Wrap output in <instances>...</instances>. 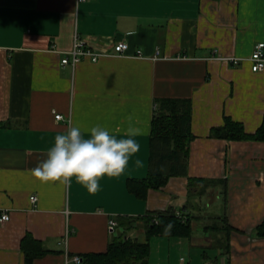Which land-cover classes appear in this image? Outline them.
<instances>
[{
	"label": "crops",
	"instance_id": "crops-1",
	"mask_svg": "<svg viewBox=\"0 0 264 264\" xmlns=\"http://www.w3.org/2000/svg\"><path fill=\"white\" fill-rule=\"evenodd\" d=\"M80 39L104 55L64 65ZM259 42L264 0H0V264H26V251L44 252L33 264H74L121 235L145 241L144 218L170 207L191 231L149 237L148 264H264V140L214 134L227 116L251 134L263 123ZM165 98L192 102L188 170L136 192ZM69 120L84 139L97 125L118 140L142 129L140 150L95 193L33 174Z\"/></svg>",
	"mask_w": 264,
	"mask_h": 264
},
{
	"label": "trees",
	"instance_id": "trees-1",
	"mask_svg": "<svg viewBox=\"0 0 264 264\" xmlns=\"http://www.w3.org/2000/svg\"><path fill=\"white\" fill-rule=\"evenodd\" d=\"M158 108L152 121L151 166L146 178L131 183L132 190L144 193L149 188H160L169 177L185 174L188 170L189 144L193 139L191 128L192 102L190 99L165 98L157 101ZM220 138L231 140H264V120L256 133L246 132L244 124L227 116L225 124L214 129ZM178 215L175 208L156 211L145 219L147 239H126L124 235L113 239L105 252L80 255L81 264H148L151 236L188 235L189 220ZM135 222H132V224ZM171 225L166 234V229ZM44 254L26 251V264H33L37 256Z\"/></svg>",
	"mask_w": 264,
	"mask_h": 264
},
{
	"label": "clouds",
	"instance_id": "clouds-1",
	"mask_svg": "<svg viewBox=\"0 0 264 264\" xmlns=\"http://www.w3.org/2000/svg\"><path fill=\"white\" fill-rule=\"evenodd\" d=\"M67 123L66 134L55 137V144L48 151L47 159L32 170L41 181H60L70 186L71 178L75 177L77 183L86 187L89 193H95L99 190L101 177L120 175L128 165L129 157L140 150V144L133 137L142 135V129L131 124L125 132L128 138L118 140L99 125L90 129V138L84 139L79 127L74 126L71 120ZM136 163L139 165L140 161ZM110 224L114 226L115 222L111 221ZM170 228L171 225L166 229V234ZM65 264H68L67 258Z\"/></svg>",
	"mask_w": 264,
	"mask_h": 264
},
{
	"label": "built area",
	"instance_id": "built-area-1",
	"mask_svg": "<svg viewBox=\"0 0 264 264\" xmlns=\"http://www.w3.org/2000/svg\"><path fill=\"white\" fill-rule=\"evenodd\" d=\"M79 1H86V0H79ZM129 48L128 43L126 42H119L115 46V52L116 54H124L127 49ZM104 55L103 52H97L93 51L89 48H87L84 44V42L80 39L76 42L75 48L68 53V56L65 57L62 61L63 64L66 65L68 63L73 64L74 66L77 65V63L80 61L82 57L90 56L93 61H97L100 56ZM228 60L234 62L235 64H239L240 59L235 57H230ZM250 60L252 61V69L255 72L263 71L264 70V42H259L256 44L254 51L250 57ZM57 119H63V115L56 114ZM33 202H36L37 197L32 196L31 197ZM178 215H181L178 213ZM6 218V219H5ZM0 220L2 222L10 220V215L8 213H3L1 215ZM182 221H185V218H182ZM116 222L114 226L111 224L110 228L113 230L115 228ZM74 264H81L82 258L80 255H74L72 256L71 260Z\"/></svg>",
	"mask_w": 264,
	"mask_h": 264
}]
</instances>
